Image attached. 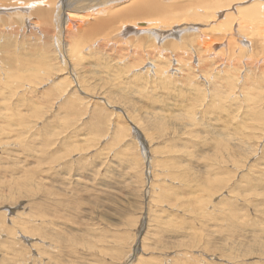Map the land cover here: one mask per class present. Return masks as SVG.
Segmentation results:
<instances>
[{"label":"rangeland","instance_id":"obj_1","mask_svg":"<svg viewBox=\"0 0 264 264\" xmlns=\"http://www.w3.org/2000/svg\"><path fill=\"white\" fill-rule=\"evenodd\" d=\"M26 2L0 0V264H264L262 44L182 19L71 48Z\"/></svg>","mask_w":264,"mask_h":264},{"label":"bare ground","instance_id":"obj_2","mask_svg":"<svg viewBox=\"0 0 264 264\" xmlns=\"http://www.w3.org/2000/svg\"><path fill=\"white\" fill-rule=\"evenodd\" d=\"M164 1H166V2L164 3L163 0H83V2L78 3V0H71L69 3L68 0H60L59 2L56 0H35V2H26L24 4H31V3L40 4L39 7L41 9H39L38 16H37L39 18L38 19L39 22L41 24H49V26H51V24H52L53 28L56 27L59 31L61 29V25H60L61 24V17H59L58 14L61 12L57 13V9L58 10L62 9L61 11L63 13H64V11H69V14L67 15V20L65 22L66 27L63 25L67 30L65 28L64 29L66 31H68L69 34H70V32L72 33V31H71L72 28H75V30L78 28L80 30V34H76V35H79L77 37H74V36L71 37L68 35L69 39H68L67 45H69L71 48L73 46H79L85 42H89L91 40V36L93 35V33L99 34L102 32L103 33V40H109L110 41V40L114 39L113 42L117 43L118 41L117 42L115 41L116 37L114 38L113 36L117 32H119L120 29L121 30H126L128 28L132 29L133 27H131V24H133L135 26H138V24H139L141 29H144L145 31L148 32L151 29L150 25H158V27L164 28V27L171 26V25H178L176 23H179L178 21L183 19V21L187 20L188 22L191 20H193V21H197V20L199 21L200 20V21L206 22L205 24L210 25V27H209L210 30H215V29H213L214 23L218 24L217 28L220 25L224 24V27H222L220 30L216 29L217 31H215V33L216 32H218V33L220 32V33L218 35H217V33H216V35L214 34L215 37L217 36L216 38L214 37L215 39L211 38L209 41L208 40L205 41L206 39L209 38V36L206 37L205 40H203L204 37L201 38L202 41H200V44H201L202 48L198 47V49H200L202 51H204V49H206L208 46L213 44V42L218 43L220 45L221 42L219 43L218 41H222V42L224 41V43H226L227 45H230L233 41V44H234V39H232V41H229L230 40L229 38L231 36L233 38V35H229L230 31H232V30H236L239 33L242 32L243 38L246 41L248 38L249 39L252 38L253 42L255 41V42L261 43L263 46L261 48L264 49V0H199V1L196 0L198 2V4L196 1H194L196 4H194L191 0V2L194 4V7H193V4H192V6H186V5H189V2H187L188 3L187 4L184 1H189V0H164ZM170 1H171V3L169 4ZM15 2L11 1V3H15ZM24 2H25V0H24ZM183 2L186 4H184ZM195 5H197V6H195ZM43 7H45V8H43ZM90 8H93L95 10L84 13L83 15H80L82 13V11L90 9ZM55 9H56V13H54ZM197 9L199 10L198 12H197ZM105 11L107 13H105ZM219 11H224L223 16H221L222 14ZM35 13H36V11H35ZM53 13H54V16L52 17ZM217 13H218V17L216 18ZM98 14H101V16ZM91 15H95V16L91 17ZM83 17L86 18L87 21L83 19V21H79V22H81V23L85 22L86 25L89 27L88 29H85L86 25H85V27H82V26L79 27V25L81 23L78 22V18H79V20H81ZM219 17H221L222 19H220ZM33 18H35V17H33ZM140 18H144L147 21H137ZM147 18H150L151 20L147 19ZM215 18L217 20L219 18V20H218L219 22H215ZM232 19H235L234 20L235 22L237 21V24H235L237 26L236 29H233V28H235L234 27L235 25L232 24ZM52 21H53V23H52ZM211 22H213L212 25H211ZM77 23L79 25H77ZM116 23L121 24V25H119V26L115 25L114 26V24H116ZM123 23L125 25L122 26ZM32 24L35 27L38 25L36 20H34L32 22ZM83 26H84V23H83ZM110 26H112V28H110ZM207 27L208 26H206V28ZM69 30H70V32H69ZM79 30H77V31H79ZM152 30L153 29H151V31ZM201 30L203 32V29H201ZM159 31H161V30H159ZM159 31L156 30V33L154 32L155 36H157V37H159V36L164 37L165 36L166 37V36L174 33L173 31H171L170 33L167 32L166 34H164V33H160ZM112 32L114 34L112 35V37L108 38ZM120 32H122V31H120ZM199 33H201V32H199ZM148 34H150V33H148ZM152 34L153 33H151L150 35H152ZM192 34H193V32H192ZM198 36L192 35V36H190V38L193 40H196ZM212 36L213 35H211V37ZM152 39H155V37L152 36ZM164 39H162V40H164ZM244 39H243V41H244ZM252 39H251V41L248 40V42H250V44H248V46H247V44H245V41L243 43V51L245 52V56L247 54L248 57L250 55L254 54V52H255V50H254L255 46L253 44H251ZM53 40H54V38H53ZM198 40L199 39H197L196 41H198ZM130 41H132V40H130ZM166 41H167V39H166ZM148 42H150V40ZM182 42H184V41H182ZM169 44H170V42H169ZM163 45H164V43L162 44V46ZM170 45L174 46L172 44H170ZM170 45H168V46L170 47ZM251 45H253L254 47H251ZM180 46L182 49H186L185 44L180 45ZM169 47H167L168 49H166V51L170 50ZM177 47H178V45H177ZM163 48H161L159 50L156 48V46L153 43V49L156 51L155 53H156L157 58L163 57V53H162ZM251 48H253V49H251ZM79 53L80 54L82 53L81 48H80ZM184 53L186 55L188 54L187 51H184ZM204 53H205V51H204ZM39 54H40V52H39ZM190 58H191V56H190ZM40 59L42 60V58H40ZM203 59L204 58L200 57V59H198L197 61L203 60ZM185 60L186 59H184V57H181L180 62L182 63L183 66H186V68H189L192 70L193 64L190 62L189 56H187V60L186 61ZM3 61H4V59H3ZM167 61H168V58H167ZM157 64H159V62ZM166 64H168V63H166ZM73 65L75 66V63ZM182 65H179V66L181 67ZM154 66H155L154 67L155 70L157 72L161 73L160 69H158L159 66L155 65V64H154ZM174 69H177V68H174ZM251 69H252V67H251ZM179 71H181V69ZM37 72H39V70ZM166 72H167V70H166ZM69 77H70V75H69ZM43 79L44 80H40L38 82V84L39 83L45 84L49 80H50L49 83L51 85L59 84L58 76L52 77V75H49L48 77H45Z\"/></svg>","mask_w":264,"mask_h":264}]
</instances>
